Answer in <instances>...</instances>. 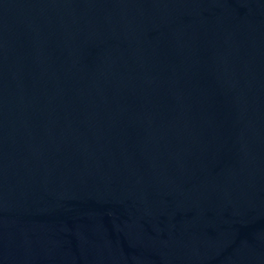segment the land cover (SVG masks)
I'll return each instance as SVG.
<instances>
[{
	"label": "water",
	"instance_id": "1",
	"mask_svg": "<svg viewBox=\"0 0 264 264\" xmlns=\"http://www.w3.org/2000/svg\"><path fill=\"white\" fill-rule=\"evenodd\" d=\"M0 264H264V0H0Z\"/></svg>",
	"mask_w": 264,
	"mask_h": 264
}]
</instances>
